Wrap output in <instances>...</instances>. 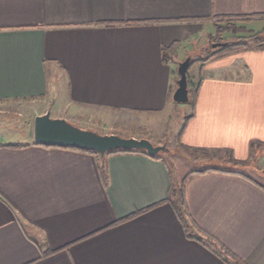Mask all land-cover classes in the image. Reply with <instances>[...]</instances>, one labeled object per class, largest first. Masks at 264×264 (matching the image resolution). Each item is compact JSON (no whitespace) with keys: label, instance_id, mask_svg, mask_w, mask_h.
<instances>
[{"label":"crops","instance_id":"0c3cea01","mask_svg":"<svg viewBox=\"0 0 264 264\" xmlns=\"http://www.w3.org/2000/svg\"><path fill=\"white\" fill-rule=\"evenodd\" d=\"M220 18L264 34V0H0V101H46L41 115L55 99L50 116L67 121L87 108L159 114L177 84L162 47L177 41L185 58ZM197 65L178 145L264 173V46ZM11 144L0 141V264H264V189L241 175L188 176L184 227L166 200L179 182L164 157L101 161L36 145L32 132Z\"/></svg>","mask_w":264,"mask_h":264},{"label":"rangeland","instance_id":"374dc122","mask_svg":"<svg viewBox=\"0 0 264 264\" xmlns=\"http://www.w3.org/2000/svg\"><path fill=\"white\" fill-rule=\"evenodd\" d=\"M229 26L231 28L228 29L224 28V25H222V30L219 33L215 27L213 34L209 35V38L212 37L214 40V42L210 44L211 49H213L211 47L213 43L231 42L235 41L237 38L250 39V36L253 34L242 27H237L233 23ZM208 39L205 43L204 40L199 41L198 43L203 42V44H196L194 51L187 57L191 56L190 59L205 57L209 53ZM216 39L218 41H216ZM186 47L190 48V45L187 44ZM180 52H182V50ZM185 58L177 59V66L178 63L182 62ZM192 67H198V65L195 64ZM192 67L189 71L190 76L193 71ZM177 79L178 74L175 73V84ZM47 105L48 102L46 101L40 102L36 100H26L25 102L0 101V141L15 143L25 142L28 138V134L32 132L34 117L45 111ZM61 106V102L57 103L54 99L50 103V107L47 108V111L51 112V114H55V111L59 110ZM169 106L167 110L159 114L139 116L104 109L87 108L77 115H74V118L70 119L69 122L78 128L91 130L101 135L117 134L122 137H127L129 134L140 133L142 136H146L152 141H165L169 151L167 153H161V155L167 160L173 176L179 184L183 177L191 170H199L208 167L241 171L264 184V173L254 161H246L238 165L233 162H228L231 160L230 158L228 159L229 156L226 152L207 150L192 151L186 150L181 145H178L177 140L182 132L186 118L190 113V108L187 104L169 103ZM256 169H258L259 172L256 171Z\"/></svg>","mask_w":264,"mask_h":264},{"label":"water","instance_id":"95a60500","mask_svg":"<svg viewBox=\"0 0 264 264\" xmlns=\"http://www.w3.org/2000/svg\"><path fill=\"white\" fill-rule=\"evenodd\" d=\"M225 44V42L213 43L211 47L218 48ZM189 63L190 57H187L177 66L178 79L171 97L176 104L189 102L187 87ZM32 137L33 143L36 145L90 149L97 152L101 157L116 150L141 149L151 156L169 151L166 144L155 145L146 138L122 137L117 134L101 135L91 130H84L74 126L64 118L51 117L49 111L34 117Z\"/></svg>","mask_w":264,"mask_h":264},{"label":"trees","instance_id":"16d2710c","mask_svg":"<svg viewBox=\"0 0 264 264\" xmlns=\"http://www.w3.org/2000/svg\"><path fill=\"white\" fill-rule=\"evenodd\" d=\"M234 20H235L234 18H220L218 21V24L215 25L218 33L222 30V27L219 25L220 23H224V28L229 29V28H231L229 25L232 24V21H234ZM208 38H209V36H208ZM216 41H218V40L216 39ZM212 42H214V40L212 39V37H210L208 39L209 53L205 57H202L199 59H190V63H189L188 70H187V87H188V94H189V102L187 103V105L190 108V114L187 116L186 121L183 125V128L185 127L187 121L190 118H192L194 115L195 103H196V99L198 96V90H199V86H200V80L199 81H193L190 78V75H189L190 68L195 64L202 65L206 61H208L211 58H214L216 56L227 55V54L242 50V49L247 48V47L260 48V47L264 46V34H262V35L252 34L250 36V39L237 38L235 41L226 42V44L222 47L213 48V49L210 48V44ZM179 46H180V43L176 41V42H174L168 46L162 47V61L164 63H166L168 61H174V60L177 61L176 57H177V50H178ZM189 55H191V53ZM189 57H191V56H189ZM250 144L252 145L253 143H250ZM11 146L20 148V147H23L26 145H22L20 143H15V144H11ZM182 147L185 148L186 150H192V151H201V150L203 151L204 150V149H198V148H188L185 146H182ZM66 149L90 153L92 155H95L97 157V159H100L102 161L101 156L93 150L79 149V148H72V147H66ZM119 152L140 153V154H144L150 158H155V159H162L163 158V156L161 155L162 152L156 156H151V155L147 154L145 150H141V149H133V150H126V151L116 150V151L110 152L108 154L119 153ZM228 162H232V160L228 161ZM211 170H214V171H217L220 173L241 175L244 178L254 182L255 184H257L258 186H260L261 188L264 189V187L262 185L253 181L249 176L243 174L240 171L231 170V169H223V168H213V167L212 168H206V169H199V170H191L190 172H188L184 176V178L180 184L170 187V189L168 191V196L166 198V200L171 201L173 203V205L176 207L178 215L181 218V220L184 224V227H186L184 181L190 175L203 174V173H205L207 171H211ZM99 172H100V175H101V178H102L104 185H107V171H106L104 164L99 165Z\"/></svg>","mask_w":264,"mask_h":264}]
</instances>
